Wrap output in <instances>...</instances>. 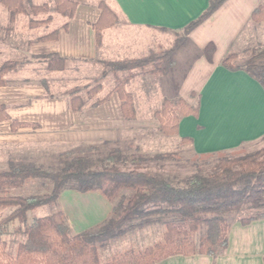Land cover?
Wrapping results in <instances>:
<instances>
[{
  "label": "trees",
  "instance_id": "1",
  "mask_svg": "<svg viewBox=\"0 0 264 264\" xmlns=\"http://www.w3.org/2000/svg\"><path fill=\"white\" fill-rule=\"evenodd\" d=\"M82 0H55V11L62 16L73 19ZM228 0H212L209 8L196 21L183 29L185 33L210 17ZM9 12L12 25L19 14L47 13V4L26 5L25 0H0ZM99 20L93 24L97 45H100L102 30L110 28L113 22L108 19L109 10L101 3ZM252 20L264 25V0L252 13ZM45 21L30 20L29 27L34 29ZM64 29H68L65 24ZM58 31L38 38L34 42L56 41ZM31 42L30 44L34 43ZM184 42L180 41V44ZM173 51L162 57L173 64ZM156 58V59H157ZM234 55L227 56L222 65L231 71L243 70L256 80L264 89V44L251 51L250 58L242 66L231 64ZM46 64L49 71L65 70L68 59L57 53L34 57ZM154 57L140 60L104 63L110 71L118 72L144 67ZM15 61H7L0 67V86L5 82L6 73L17 66ZM108 71L103 73L106 75ZM47 93L50 86L42 82ZM123 82L118 83L113 93L97 99L92 108L107 103L116 93L121 101V110L125 119L135 117L133 97L125 90ZM101 85L86 92V97L94 98ZM80 89H74L63 96L69 100L70 109L74 113H82L87 107ZM53 98L52 95H49ZM199 113V99L195 106L188 105L182 99L166 101L158 113L160 131L166 136H178L179 124L185 117ZM12 120L4 106L0 107V121ZM37 125L20 123L12 120V132L21 128ZM264 141V137L262 138ZM184 144H192V139L183 138ZM117 142L95 144L81 143L71 146L63 152L52 156L62 168L53 172L37 162H12L9 169L0 171V211L12 209L9 215L0 220V264H157L173 256L208 255L216 256L228 247L229 231L233 223L249 224L264 219V147L254 154L233 158L229 152L216 153L212 160L203 161L213 165L206 169L198 165L194 174L184 181V185L176 184L170 178L151 173L141 168L140 163L172 159L171 154H142L128 157ZM113 145L106 154H100L109 145ZM197 155V154H196ZM97 156L96 159H93ZM198 157H203L197 155ZM205 156V157H206ZM217 156V158H216ZM52 161V162H53ZM134 161L137 165L131 169H123L120 165ZM99 166L98 168L94 166ZM36 179L53 182L51 191L43 196L12 195L10 191L22 189ZM37 186L41 184L37 182ZM44 186V184H42ZM65 190L78 193L96 192L109 201L113 207L108 219L101 225L75 234L63 211L35 219L27 223L28 214L39 207L56 204ZM31 195V194H30ZM255 211L252 216L231 218L233 213L243 209ZM18 221L20 227L16 233L24 239L17 241L15 254L8 251L5 237L9 234V226ZM161 224L164 226L162 240L143 251L127 250L113 255L103 263L100 259L96 243L102 239H114L134 230ZM24 226V228H23Z\"/></svg>",
  "mask_w": 264,
  "mask_h": 264
},
{
  "label": "crops",
  "instance_id": "2",
  "mask_svg": "<svg viewBox=\"0 0 264 264\" xmlns=\"http://www.w3.org/2000/svg\"><path fill=\"white\" fill-rule=\"evenodd\" d=\"M113 1L127 27L143 32L148 38L136 44L133 38L121 43L117 37L113 51V43L109 41L112 30L108 29L97 49L91 23L97 21L100 13L80 5L68 29L59 30L57 41L34 42L44 35L27 40L22 52L27 56L26 64L5 77V84L0 86V107L6 108L12 120L38 127L12 132V120L0 121V151L19 149L22 150L19 156L25 158L32 155L31 149L44 145L119 141L123 132L131 129L135 122L125 120L117 94H112L107 103L97 108L87 106L77 114L70 109L69 100L64 96L51 93L53 98L50 97L41 81L16 82L12 75L22 72L24 66L38 64L34 57L50 53L71 61L94 59L98 54L109 61L142 57L164 48L155 35L182 31L207 11L212 0ZM261 2L263 0L225 2L210 22L192 37L191 46L176 50L173 64H168L172 84L167 93L184 98L191 92L199 93L198 116L183 118L178 134L180 140L192 139L191 146L197 155L232 152L264 137L263 87L245 71H231L220 62L244 30L251 27L252 13ZM208 44L215 45L214 64L204 52ZM19 47L13 44L14 51L18 52ZM9 159L8 167L16 162ZM59 203L75 234L103 224L113 209L111 203L96 192L71 191L61 195ZM157 264H264V219L249 224L233 223L228 247L221 254L178 255Z\"/></svg>",
  "mask_w": 264,
  "mask_h": 264
},
{
  "label": "rangeland",
  "instance_id": "3",
  "mask_svg": "<svg viewBox=\"0 0 264 264\" xmlns=\"http://www.w3.org/2000/svg\"><path fill=\"white\" fill-rule=\"evenodd\" d=\"M25 3L27 6L31 3L35 5L47 4L50 7V10L47 13H40L36 16L30 13L19 14L15 20L16 25L15 22L11 25L9 22V12L6 7L0 3V67L7 61H15L18 64L15 69L9 71L8 73H13V71H15L18 67L26 64L25 58H27V56L23 53L24 45L27 40L34 39L42 35H48L56 30L59 35V30H61L62 27L64 28L65 24H68L69 26V22L72 20H69L55 11V0H25ZM101 3L109 10L108 19L110 22H113V25L110 28L102 30L100 45H97L95 33L97 49H99L102 45L103 33L108 29L112 30L109 41L113 43V51L116 49L115 46L117 45V37H119L118 40L121 43L123 41L130 42L133 38V41H136V44L140 42V39L148 38L143 32L133 31L127 27L124 17L117 9L113 0H82L79 6L82 5L97 9L100 13V18L102 13L100 8ZM220 8H218L210 17L194 27L188 33H185L182 30L180 32L159 33L155 35L157 41L163 43L164 48L146 53L142 57L119 60L121 62L154 57V60L151 63L141 68L118 72L110 71L104 63L119 61H109L106 57H102L98 54L94 59L68 60L65 70L61 72L49 71L46 64L39 61L40 64L38 63L24 66V70L22 72L12 75V77L16 80V82L31 80L36 82L41 81L42 84L43 81H46L50 86V93L56 96H63L71 90L80 89V94L83 98H85L88 107H90L97 99L104 98L108 94L113 93V90L118 83L123 82L125 84V90L133 97L135 108V117L131 120H125L133 121L135 123H133V127L131 129L129 128L123 132V135L119 140V146L124 153L128 155V157L138 154L148 157L155 156L156 154H171L173 157L172 159L142 162L140 163L141 168L151 173H157L170 178L176 184L179 183L180 185H184V181L196 172L198 165L209 169L213 165V161L209 164H204L203 161L212 160L210 158L213 156L207 157L205 155L206 157H198L193 151L192 146L184 144L178 136H166L160 131L158 113L162 111L163 105L166 101H176L182 99L188 105L195 106L199 99V93L196 91L191 92L186 98L175 93V95H173L172 92L167 93L170 89L169 86L171 87L172 84L170 83L171 76L168 70L169 63L168 61H165V59L157 57H162L167 52L173 51L176 46L180 44V41L183 40L184 42L180 44L176 50L179 48L181 49L184 46V49H186V47H188L186 45H189L190 47L192 44V37L197 31L201 30L210 22L211 18ZM30 20L45 21V23L32 29L29 27ZM96 22L91 23V26ZM13 44L21 46L19 47L18 52L13 50ZM259 44H264V25L253 22L251 16V27L244 30L243 34H241L238 38V41L231 47L220 62L222 63L227 56L234 55L231 64L233 66H242L250 58L251 51L257 48ZM204 52L208 61L211 64H214L213 55L215 52V45L208 44L204 49ZM106 71L108 72L105 76H103V73ZM8 73H6L3 77L4 82ZM98 85H101L102 87L100 92L92 99L87 98L86 92L90 89L96 88ZM70 147L71 146L61 144L44 145L31 149L29 152H32V155L25 158L19 156V152H22V150L5 148L0 151V171L9 169L8 162L10 157L11 159L16 160V162L24 161L42 163L44 164V168L49 171H59L62 167L56 161H53L52 156L70 149ZM263 147L264 141L261 139L256 143L229 152V154L233 158L243 157L245 155L254 154ZM112 148L113 145L111 144L107 146V148H104L100 157ZM96 158L97 156L93 159ZM136 165V162L131 161L126 165H120V167L123 169H131ZM94 167L98 168L99 166L97 165ZM37 182L41 184V187L37 186ZM42 184H44V186H42ZM52 187V181L36 179L29 181L22 189L10 191V194L39 197L49 193ZM69 192H71V190H65L62 195ZM60 210L63 211L59 202L39 207L28 214L27 223L31 224L37 218L49 216ZM11 212L12 209H2L0 211V220L4 216L9 215ZM254 213L255 211L246 208L239 213H233L231 218H245L252 216ZM18 227H20V223L18 221L11 224L9 226V234L5 237L8 251L13 255L17 249L16 242L24 239L22 234L15 232ZM163 232L164 226L158 224L144 230L130 231L124 236L114 239L99 240L96 245L99 251L100 259L103 263H105L117 253H122L131 249L143 251L149 246L161 242Z\"/></svg>",
  "mask_w": 264,
  "mask_h": 264
}]
</instances>
